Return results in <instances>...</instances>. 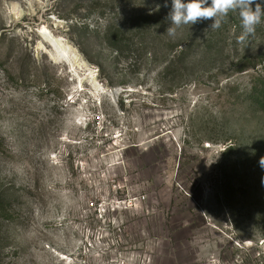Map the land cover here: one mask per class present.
<instances>
[{"label":"rangeland","instance_id":"rangeland-1","mask_svg":"<svg viewBox=\"0 0 264 264\" xmlns=\"http://www.w3.org/2000/svg\"><path fill=\"white\" fill-rule=\"evenodd\" d=\"M170 10L0 0V264H264V23Z\"/></svg>","mask_w":264,"mask_h":264},{"label":"clouds","instance_id":"clouds-1","mask_svg":"<svg viewBox=\"0 0 264 264\" xmlns=\"http://www.w3.org/2000/svg\"><path fill=\"white\" fill-rule=\"evenodd\" d=\"M254 5V7H253ZM167 7V2L165 3ZM229 13H237L242 32L237 42L244 44L249 36H254L259 25L264 23V2L258 0H171V10L167 19L171 26L166 33L175 36L178 28L184 25H193L199 21L212 20L211 29H219ZM264 167V157L260 159Z\"/></svg>","mask_w":264,"mask_h":264},{"label":"trees","instance_id":"trees-1","mask_svg":"<svg viewBox=\"0 0 264 264\" xmlns=\"http://www.w3.org/2000/svg\"><path fill=\"white\" fill-rule=\"evenodd\" d=\"M259 1V0H258ZM254 7V5H253ZM253 103L264 109V86L252 94Z\"/></svg>","mask_w":264,"mask_h":264}]
</instances>
